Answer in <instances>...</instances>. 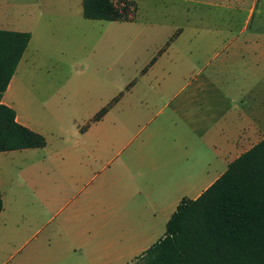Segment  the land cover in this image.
I'll use <instances>...</instances> for the list:
<instances>
[{
    "label": "crops",
    "instance_id": "crops-1",
    "mask_svg": "<svg viewBox=\"0 0 264 264\" xmlns=\"http://www.w3.org/2000/svg\"><path fill=\"white\" fill-rule=\"evenodd\" d=\"M205 4L217 7L218 16L187 44L191 64L160 67V73L156 64L165 51L141 71L157 80L148 90L159 98L133 97L129 106L137 120L144 117L141 130L157 120L132 147L129 133H98L106 106L68 132L64 116L52 108L61 100L41 82L40 70L59 61L57 51L72 42L80 48L91 37L77 28L98 19L83 17L82 5L74 14L69 5L67 12H59L64 5H45L44 24L0 28L30 33L0 102L45 139L40 147L0 151V264L36 240L24 260L31 263L34 249H44L45 234V264H133L163 237L181 199L197 198L264 138V30L253 23L256 5ZM243 10L249 11L245 17ZM55 23L72 27L68 40L49 32ZM159 74L167 77L160 81Z\"/></svg>",
    "mask_w": 264,
    "mask_h": 264
},
{
    "label": "rangeland",
    "instance_id": "rangeland-1",
    "mask_svg": "<svg viewBox=\"0 0 264 264\" xmlns=\"http://www.w3.org/2000/svg\"><path fill=\"white\" fill-rule=\"evenodd\" d=\"M112 1L121 13L129 17L126 16L127 19L122 20L85 22L86 25L83 24L77 29L91 37L80 48L74 49L72 42L66 45L63 52L57 51L55 54L59 61L48 62V68L45 71L40 70V77L42 84H45V92L61 100L58 107L52 108L57 111V115L64 116L65 120L61 122L64 129L70 132L76 129L78 124L83 128L87 115L92 116L106 106L107 116L104 115L106 118L99 126L98 133L111 131L113 136L116 133L122 135L129 133L135 136L130 143L132 147L139 143L143 133L152 129L157 120L152 119L150 126L141 130L145 119L141 117L137 120L131 112L132 106H129L128 100L133 97L159 98L154 91L148 90V84L154 85L157 80L145 78L141 71L165 51L156 64L160 73L164 70L161 68L190 65L186 54L187 44H191L193 35L200 36L209 24L214 26L213 21H216L218 16H216L218 8L205 3L217 0ZM225 3L239 5L240 8L248 6V9L256 5L252 15L253 23H258L260 25L258 29L264 30V0H225ZM45 5H64L60 6L59 12H67L64 9L69 5L70 12L74 14L81 9V0H0V28L31 30L36 20H42L41 25L44 24ZM134 5H137V9ZM125 8L126 10H123ZM247 13H249L247 10L242 12L244 17ZM81 19L84 20L82 16ZM52 27L54 29L49 30L52 35H64L68 40L71 26L55 23ZM74 43L79 46V43ZM194 43L195 50L197 44L200 46L198 50L203 44L201 41ZM193 62L194 69L200 68L202 62L196 60ZM157 76L160 81L167 77L165 74ZM54 86H59L60 90L53 91ZM181 96L183 94L179 95ZM150 110V114H154L157 108ZM53 144V141H50L49 147ZM113 144H117L116 138ZM43 235L44 232H40L38 238H42ZM35 241L25 244L6 264H45L48 244L46 234L44 249H34V255L31 257L33 261L24 262L30 246ZM38 253L44 256L41 258Z\"/></svg>",
    "mask_w": 264,
    "mask_h": 264
},
{
    "label": "trees",
    "instance_id": "trees-1",
    "mask_svg": "<svg viewBox=\"0 0 264 264\" xmlns=\"http://www.w3.org/2000/svg\"><path fill=\"white\" fill-rule=\"evenodd\" d=\"M81 5L85 18L129 17L112 0H81ZM29 38L28 32L0 29V98ZM44 144L41 134L17 123L14 110L0 102V151ZM2 206L0 193V212ZM136 262L264 264V138L236 158L197 198L181 199L166 223L163 237Z\"/></svg>",
    "mask_w": 264,
    "mask_h": 264
}]
</instances>
